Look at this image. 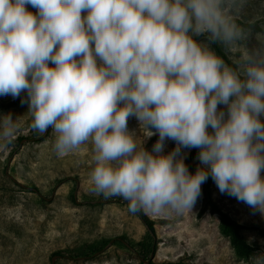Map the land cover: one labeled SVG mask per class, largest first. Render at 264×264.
<instances>
[{"label": "clouds", "instance_id": "obj_1", "mask_svg": "<svg viewBox=\"0 0 264 264\" xmlns=\"http://www.w3.org/2000/svg\"><path fill=\"white\" fill-rule=\"evenodd\" d=\"M245 4L0 0V96L26 93L30 127H51L58 156L90 142V191L124 198L132 213H183L211 175L221 193L264 216V40L244 43ZM202 34L225 46L231 63L194 39ZM130 116L147 130L142 144ZM16 120L0 114V144L12 142ZM166 138L176 146L165 154ZM193 147L202 165L194 174L181 155ZM246 264H264V251Z\"/></svg>", "mask_w": 264, "mask_h": 264}, {"label": "rangeland", "instance_id": "obj_2", "mask_svg": "<svg viewBox=\"0 0 264 264\" xmlns=\"http://www.w3.org/2000/svg\"><path fill=\"white\" fill-rule=\"evenodd\" d=\"M26 7L33 12L31 5ZM86 14L87 10H82V16ZM238 22L251 29L244 41L248 47L264 40V0H246ZM194 39L213 49L207 34ZM12 99L11 95L0 96V114L11 112L18 125L12 142L0 144V264H54L55 255V264H148L149 259L179 264H246L220 232L218 214L204 209L205 182L191 209L149 215L156 220L157 247L151 252L152 235L139 216L128 210V202L120 196L105 198L90 191L88 177L94 166L91 143L58 156L52 147L55 137L51 127L43 134L30 127L27 103L1 106V101ZM217 107L227 110L223 104ZM128 129L142 144L147 130L140 128L134 116L128 119ZM157 139L158 133L146 138V149L151 150ZM175 146L174 140L166 138L164 153ZM192 149L182 148L181 155L186 159ZM197 157L192 163L200 167ZM212 197L248 226L244 235L260 246L258 252L264 251V216L234 196L221 193L215 182Z\"/></svg>", "mask_w": 264, "mask_h": 264}, {"label": "trees", "instance_id": "obj_3", "mask_svg": "<svg viewBox=\"0 0 264 264\" xmlns=\"http://www.w3.org/2000/svg\"><path fill=\"white\" fill-rule=\"evenodd\" d=\"M33 10V13L36 12L35 8L31 7ZM213 45L214 51L222 56L226 62L231 63L230 57L224 50L222 44L219 41H211ZM26 95L25 92L21 93L20 96L13 98L10 101H1V106L3 107H11L21 104V97H24ZM209 132H212L213 130H208ZM199 148L193 147L190 154L185 159L186 165L194 170H197L198 167H195V165L192 163V159L198 154ZM213 179L211 175H209L208 179L205 181V207L204 209H209L213 213H217L220 219V232L222 235L227 237L230 240L231 245L234 248V251L236 252L237 256L244 258L248 260L250 256L257 253L260 249V246L258 244L252 243L243 233V230L248 227L247 225L241 223L234 217H232L227 211H225L221 206L218 205V203L213 199L212 197V183ZM139 218L142 220L146 228L148 229L149 233L152 235V242H151V252L154 251L157 247V242L155 241L154 237L156 234V220L150 217L148 214H144L143 212H137L136 213ZM250 241V242H249ZM120 243L127 249L133 250V248L127 244L125 241H120ZM148 264H179V262L175 261H154L152 259H149L146 261ZM144 264V261L141 262Z\"/></svg>", "mask_w": 264, "mask_h": 264}, {"label": "water", "instance_id": "obj_4", "mask_svg": "<svg viewBox=\"0 0 264 264\" xmlns=\"http://www.w3.org/2000/svg\"><path fill=\"white\" fill-rule=\"evenodd\" d=\"M57 257H58V256L55 255V256H53V258H52V261H53L54 264H55V260H56Z\"/></svg>", "mask_w": 264, "mask_h": 264}]
</instances>
